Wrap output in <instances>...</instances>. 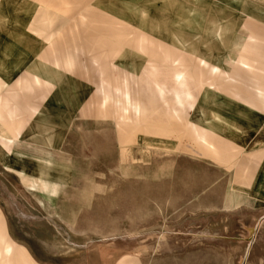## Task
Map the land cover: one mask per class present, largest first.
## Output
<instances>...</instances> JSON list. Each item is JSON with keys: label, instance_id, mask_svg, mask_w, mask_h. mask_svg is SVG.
<instances>
[{"label": "rangeland", "instance_id": "rangeland-1", "mask_svg": "<svg viewBox=\"0 0 264 264\" xmlns=\"http://www.w3.org/2000/svg\"><path fill=\"white\" fill-rule=\"evenodd\" d=\"M16 7L39 10L82 99L51 141L23 138L47 93L0 107V264H264V142L213 118L262 96L264 30L218 0H0V15Z\"/></svg>", "mask_w": 264, "mask_h": 264}, {"label": "crops", "instance_id": "crops-1", "mask_svg": "<svg viewBox=\"0 0 264 264\" xmlns=\"http://www.w3.org/2000/svg\"><path fill=\"white\" fill-rule=\"evenodd\" d=\"M213 1L215 2V0ZM218 2L225 6L230 5L232 9L229 8V11L231 12L245 14L247 19H251L255 23L258 30H264V0H218ZM233 7H235L234 10ZM16 8L19 10H12L15 16L10 20L3 11L2 13L5 15H0V107L10 110L14 108L19 111L22 105L23 107L29 105L33 109L35 106L33 99H38L41 94L47 93L43 110L35 111L36 115H33L34 119L30 121L32 136L23 133V138L33 141H51L58 133L66 130L71 123L72 108H75L76 114L77 102H81L82 99V90L80 88L79 90L72 89V87H77L71 79L76 74L72 68L66 66L67 55L64 52H57L56 48L52 53L50 49L46 52L45 41L40 37L39 10ZM208 22V30L211 33L217 30L216 27L223 28V39L226 38V24L216 26V20ZM210 31L209 34L214 38ZM52 39L55 41L54 38ZM256 41V66L259 64L261 68L256 67L255 76L259 79L256 82L251 81L249 86L254 87V92L262 96H258L255 101H236L235 106H229L225 101L223 108L230 107L232 110L213 111V118L232 130H238V127L240 132L252 133L255 131L257 138H262L261 141L264 142V35L257 37ZM53 46H56L54 42ZM260 51L263 52L261 61H259ZM45 53L49 57L47 62L42 61V56ZM70 58L74 57L70 56ZM56 61L59 66H66V68L60 69L56 65ZM23 85H27L24 91L21 90ZM52 101L55 103L53 110L55 114H48V111L51 110L49 104ZM209 105V109L214 107L213 104ZM51 115H55V117L50 118ZM17 117L21 118L22 116ZM261 148H264V145ZM39 181L44 183L42 185L45 189L47 183L41 179Z\"/></svg>", "mask_w": 264, "mask_h": 264}]
</instances>
